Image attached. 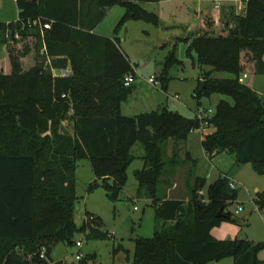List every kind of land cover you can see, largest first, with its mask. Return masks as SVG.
Wrapping results in <instances>:
<instances>
[{"label": "trees", "instance_id": "16d2710c", "mask_svg": "<svg viewBox=\"0 0 264 264\" xmlns=\"http://www.w3.org/2000/svg\"><path fill=\"white\" fill-rule=\"evenodd\" d=\"M15 1L17 20L0 23V264H39L41 248L53 264H66L52 261L50 253L58 244L73 246L76 233L107 240L99 217L85 213L81 228L74 221L77 163H90L94 180L88 193L101 188L116 203L136 144L144 152V166L134 173L136 197L152 201L155 229L151 238L134 239L131 264H210L228 258L233 264H264L258 259L264 243L211 235L231 219L227 207L237 199L226 175L206 186L199 177L190 183L189 171L187 202L166 196L157 200L165 166L161 146L172 142L174 158L181 142L204 126L213 128L201 141L206 154L226 152L236 165L250 164L264 175V100L238 82L241 75H264V0H241L239 14L231 4L225 33L183 39L186 56L199 67H211L197 80L193 98L198 105L214 94L232 101H220L211 117L201 119L166 108L133 117L121 114L132 92L123 80L135 77L134 68L117 38L94 31L114 7L124 10L114 35L129 21L157 27L158 16L142 4L160 0ZM174 64L178 60L172 52L163 73ZM66 68L69 77H53L52 70ZM213 72L234 78L212 79ZM66 122L72 123L71 133ZM255 204L264 210V192L257 193ZM121 250L129 259L121 246L114 253Z\"/></svg>", "mask_w": 264, "mask_h": 264}, {"label": "rangeland", "instance_id": "374dc122", "mask_svg": "<svg viewBox=\"0 0 264 264\" xmlns=\"http://www.w3.org/2000/svg\"><path fill=\"white\" fill-rule=\"evenodd\" d=\"M15 2V0H0V23L17 20L18 10ZM199 4L211 12L217 11L213 9V3L210 1ZM240 4L234 5L238 14L241 12ZM194 6L192 0H160L158 3L142 4L145 11L158 16L159 25L155 27L140 21H129L117 35H114V30L124 10L114 7L111 12H107L97 27L98 33L119 40L121 50L134 68L135 78L130 86L132 92L128 100L121 104L123 116L133 117L166 108L188 119L198 115L211 117L220 101L232 102L230 98L218 94L201 99L199 105L193 98L197 80L201 79L202 74L210 72L211 67H199L195 60L188 58L186 56L188 43L183 39L191 36V33L214 36L225 33L227 20L225 17L218 27L213 29L210 20L205 18L204 27L199 26L194 13L198 10ZM189 25L194 26V29L187 32L186 27ZM172 52L178 64L172 65L166 73H163L164 64ZM151 76L156 78L158 85L154 86L147 82ZM211 78L230 80L234 76L225 72H213ZM243 84L253 89L264 100V75H249ZM162 85H165L166 89H163ZM64 128L72 132V123H64ZM211 132L213 128L206 126L192 132L185 142H181L179 153L174 158H171L172 142L161 146L165 166L158 185L157 200L166 196L169 199L187 202L189 190L186 180L189 178H187L189 171L192 172L190 183L199 177L205 179L206 186L213 183L219 175L224 174L235 183L237 199L227 207V212L232 214L231 219L214 228L211 232L212 237L217 240H248L264 243V214L255 204L257 193L264 192V175L255 173L250 164L236 165L233 157L226 152L215 156L206 154L201 148L200 138ZM187 153L190 157L186 155ZM131 154L135 160L127 169V182L116 203L110 202L101 188L88 193L87 188L94 180L90 163L87 160L77 163V201L74 221L77 227L81 228L85 213H90L100 218L99 229L108 232L110 237L105 241H93L87 240L82 232L76 233L73 242L82 243V247L77 248L75 244L73 246L58 244L50 253L52 261L78 264L79 261L75 257L80 253L82 258L95 257L87 264H131L134 239L153 236L155 221L152 201L136 197L138 182L134 173L142 170L144 166L142 160L144 152L141 145L136 144ZM165 181L171 182L169 188V183ZM205 190L202 191L204 196ZM135 207L137 210H134ZM238 207L242 210L236 214ZM233 219L236 221H232ZM119 246L130 251L129 259L122 250L114 253ZM258 259L264 262V249L259 252ZM222 264H233V260L228 258Z\"/></svg>", "mask_w": 264, "mask_h": 264}, {"label": "built area", "instance_id": "2783aa9c", "mask_svg": "<svg viewBox=\"0 0 264 264\" xmlns=\"http://www.w3.org/2000/svg\"><path fill=\"white\" fill-rule=\"evenodd\" d=\"M208 1L213 3V9L217 10V11L221 10V8L224 5H226V4H233V6L234 5L236 6V5L241 3L239 8H241V11H243V6H242V1L241 0H208ZM236 14H238L237 11H236ZM48 28H49L48 25H44V29H48ZM52 74H53V77L67 78V77L70 76L71 71H70L69 68L61 69V70H52ZM246 78H247L246 75H242L239 78L238 82L243 84L244 80ZM133 82H134L133 76L127 75L126 77H124L123 85H124V87H130ZM147 82L149 84H151V85H154V86L158 85V82H157L156 78L153 77V76H151L148 79ZM205 116L206 115H198V117L200 119L205 117ZM230 187L232 189H236L235 183L231 182L230 183ZM134 210H137V208L135 207ZM241 210H242V208L238 207L237 211L235 213L238 214L239 212H241ZM263 214H264V210H263ZM75 246L77 248H81L82 247V243L77 242V243H75ZM75 258H76L77 261H80L82 259V255L80 253H78ZM39 260L41 261L39 264H53V262H51L50 260L47 259L46 250L44 248H41L40 251H39Z\"/></svg>", "mask_w": 264, "mask_h": 264}, {"label": "crops", "instance_id": "0c3cea01", "mask_svg": "<svg viewBox=\"0 0 264 264\" xmlns=\"http://www.w3.org/2000/svg\"><path fill=\"white\" fill-rule=\"evenodd\" d=\"M130 1H136V0H130ZM204 1H208V0H192V4L194 6L195 9H197L198 11H194L195 15H196V18H197V21L199 22L198 25L199 26H202L204 27V19L205 18H208L210 20V22L212 23V28L215 29L218 27V25L220 24V22L228 16V13H229V9H230V6L231 4H226L224 5L221 10L219 11H216V12H211L209 10H207V8L203 7V5L199 4V3H202ZM195 2H197L198 4H195ZM112 11V8L108 11V12H111ZM99 26V25H98ZM97 26V27H98ZM96 27V29H97ZM197 27V26H195ZM95 29L94 33L97 34V35H100V36H104V37H108L106 35H103V34H100L98 33V31ZM194 29V26H187L186 27V31L189 32L191 30ZM192 34V33H191ZM193 35V34H192ZM110 38V37H108ZM112 38V37H111ZM119 47H120V44H119ZM121 49V48H120ZM123 52V51H122ZM124 53V52H123ZM125 54V53H124ZM135 78V77H134ZM71 133V132H70ZM203 137L200 138V145H201V141H202ZM186 155H188V157H190V154L187 153ZM143 157V156H142ZM231 181V179H229ZM233 182V181H231ZM234 183V182H233ZM174 187V186H173ZM173 189V188H172ZM169 199V198H167ZM127 210H129V208L127 207ZM134 251V250H133ZM133 254V253H132ZM129 256H130V251H129ZM130 258V257H129ZM226 260V259H225ZM224 260L220 261V262H214V263H210V264H222ZM55 262V261H54Z\"/></svg>", "mask_w": 264, "mask_h": 264}, {"label": "water", "instance_id": "95a60500", "mask_svg": "<svg viewBox=\"0 0 264 264\" xmlns=\"http://www.w3.org/2000/svg\"><path fill=\"white\" fill-rule=\"evenodd\" d=\"M232 221H236V220L233 219Z\"/></svg>", "mask_w": 264, "mask_h": 264}]
</instances>
